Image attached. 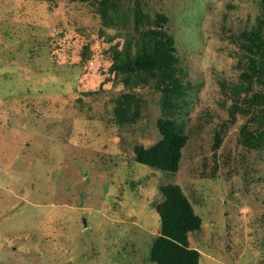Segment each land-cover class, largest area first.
<instances>
[{
	"label": "rangeland",
	"instance_id": "rangeland-1",
	"mask_svg": "<svg viewBox=\"0 0 264 264\" xmlns=\"http://www.w3.org/2000/svg\"><path fill=\"white\" fill-rule=\"evenodd\" d=\"M96 1L0 0V264H156L164 184L201 218L187 236L198 264H264V147L242 143L258 105L230 89L261 0L118 1L119 13L139 9L138 30L158 20L174 37L186 72L175 111L162 90L130 91L108 72L135 17L104 21ZM235 102L247 112L232 116ZM123 103L130 120L117 122ZM161 118L187 138L172 173L135 158L161 138Z\"/></svg>",
	"mask_w": 264,
	"mask_h": 264
},
{
	"label": "trees",
	"instance_id": "trees-1",
	"mask_svg": "<svg viewBox=\"0 0 264 264\" xmlns=\"http://www.w3.org/2000/svg\"><path fill=\"white\" fill-rule=\"evenodd\" d=\"M118 1L120 0H97L94 3L104 21L114 22V18H122L125 22L134 16L137 36L127 37L126 45L119 50L112 47V63L108 72L114 73L115 76L122 75L119 80L130 91H134L138 86L162 90L163 107H166L165 110L175 111L183 105L179 102L181 100L179 97L184 94L186 72L177 56L174 37L165 30L164 24L157 22L158 20L155 22V28L138 30L137 27L141 24L139 9L135 7L130 10L122 9L119 13ZM159 18L162 22L166 21V17ZM239 34L247 62L241 73V82L231 86L230 89L232 95L237 97L236 101L241 93L245 94L244 101L248 103V108L258 105L251 119L258 123V127L253 131L243 128L242 143L250 149H260L264 147V0H261L260 12L255 24L251 28L239 31ZM131 42L134 51H130ZM253 80L261 84L262 92L252 91L250 83ZM124 96L128 97V95ZM125 104H121L116 110L115 121L130 120L129 108ZM247 110L237 102L231 106L232 116L237 111L246 113ZM157 125L161 138L147 148L137 146L135 158L141 164L175 172L187 138L174 118H161L157 121ZM220 139L217 134L215 147ZM160 193L163 199L156 204L160 219V234L150 248V260L156 264H198L200 254L196 249L188 246L187 236L200 228V216L194 212L179 185H161Z\"/></svg>",
	"mask_w": 264,
	"mask_h": 264
}]
</instances>
